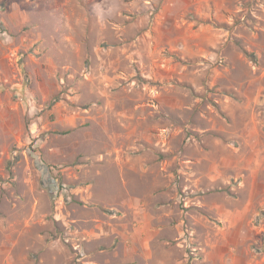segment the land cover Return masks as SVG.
Here are the masks:
<instances>
[{"label":"rangeland","instance_id":"374dc122","mask_svg":"<svg viewBox=\"0 0 264 264\" xmlns=\"http://www.w3.org/2000/svg\"><path fill=\"white\" fill-rule=\"evenodd\" d=\"M0 264H264V0H0Z\"/></svg>","mask_w":264,"mask_h":264}]
</instances>
